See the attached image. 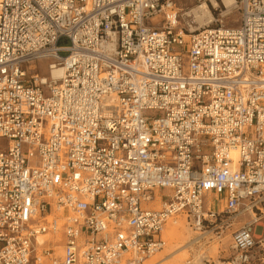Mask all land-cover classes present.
<instances>
[{"label": "built area", "instance_id": "built-area-1", "mask_svg": "<svg viewBox=\"0 0 264 264\" xmlns=\"http://www.w3.org/2000/svg\"><path fill=\"white\" fill-rule=\"evenodd\" d=\"M237 7L190 31L173 0H0V264L142 263L219 197L247 219L207 264H264V0Z\"/></svg>", "mask_w": 264, "mask_h": 264}, {"label": "rangeland", "instance_id": "rangeland-1", "mask_svg": "<svg viewBox=\"0 0 264 264\" xmlns=\"http://www.w3.org/2000/svg\"><path fill=\"white\" fill-rule=\"evenodd\" d=\"M201 1L207 4L214 17L213 22L210 24L211 27L220 25L234 27L237 25L239 20L238 0H236L235 7L230 10H227L223 5L222 0H215L216 5H213V0H173V8L170 12L174 17V23L176 25H182L185 22L189 23L190 17L186 16V12ZM161 18L160 16L157 19ZM200 21L197 20L192 26L201 24L202 21ZM43 73L46 74V71H43ZM162 193L165 194L166 191L163 190ZM210 197H207V204L210 202ZM157 203H155V207L159 208ZM211 210L219 212L217 220L201 231L191 229L186 222L185 215H175L169 218L167 222L175 220L178 224L173 227H165L166 224L164 225L162 235L165 238V245L160 251L148 257L140 264H207L208 261L218 262L226 259L233 253L231 248V232L243 220L247 219V216L235 218L232 220L231 225L225 228L220 227L219 221V219L225 218V213L223 212L224 200L222 197H219V202H213ZM44 239H51V235H43ZM190 241L191 243L187 245ZM55 252L59 254L60 248L56 247Z\"/></svg>", "mask_w": 264, "mask_h": 264}, {"label": "bare ground", "instance_id": "bare-ground-1", "mask_svg": "<svg viewBox=\"0 0 264 264\" xmlns=\"http://www.w3.org/2000/svg\"><path fill=\"white\" fill-rule=\"evenodd\" d=\"M212 3L213 5L217 4L215 0H213ZM222 3L227 8V10H230L235 7L236 0H222ZM186 16L190 17L189 19V22L191 23V25L189 26L190 31H196L198 29H201L202 27L209 26L213 22V18H214L207 4L204 1H201L199 4L192 7L188 12H186ZM197 20H201L202 23L199 25L192 26V24L193 23L195 24ZM51 74L54 78L60 77L63 74V68L55 67L54 69L51 70ZM177 224L178 222L173 220V221L167 222L165 227H173V226H176ZM37 241L38 243H41L43 241V235H38ZM190 243L191 241L187 245H189ZM137 264H140V263H137Z\"/></svg>", "mask_w": 264, "mask_h": 264}]
</instances>
